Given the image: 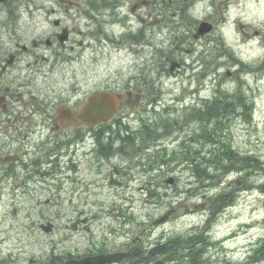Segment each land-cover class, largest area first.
<instances>
[{"label":"flooded vegetation","instance_id":"af4514ba","mask_svg":"<svg viewBox=\"0 0 264 264\" xmlns=\"http://www.w3.org/2000/svg\"><path fill=\"white\" fill-rule=\"evenodd\" d=\"M127 1L129 13L124 11L125 0H89L86 13H70L57 1L49 12L38 14L50 21L53 28L48 30L31 28L18 18L21 14L0 13V264H21L3 251L21 243L50 247L41 256L26 257L24 264H80L111 254L117 260L106 264H181L211 245L226 204L236 200L235 189L217 190L212 184L202 190L191 188L193 181L187 178L181 184L176 172L183 163L192 167L201 182L205 163L199 160L196 165L187 144L205 141V134L188 135L183 147L171 148L178 141L174 134L186 125L171 120L175 108L167 105L164 90L157 85L168 74L194 72L200 59L168 54L160 76L153 71L163 62L142 65V72L124 78L110 70L117 61L100 55L109 45L115 48L123 35L124 28L117 29L114 18L133 20L130 14L139 5L137 0ZM144 1L152 5L155 0ZM181 3L187 15L192 2ZM181 7L170 15L184 22ZM171 8H176L174 1ZM141 15L135 14L146 21ZM168 15L163 9L157 14L164 20ZM81 16L86 24L79 21ZM203 21L213 25L212 32L218 29L215 19L205 18L188 32L196 40L205 38L206 34L197 36ZM166 25L175 32L180 24ZM142 28L150 34L145 25L136 29ZM65 29L67 34L61 37ZM146 34L137 37L146 38ZM259 38L264 39V32ZM175 49L193 51L184 46L183 38ZM174 62L179 65L172 71ZM69 65L88 69H79L88 81L95 69L106 67L100 89L114 92L120 101L112 119L96 124L80 119L93 89L81 83L83 78L76 71L66 77L64 68ZM209 66L216 70L221 64ZM189 78L197 86L191 81L194 88L187 94H199L195 111L217 118L233 115V94L206 98L200 94L205 88L203 77ZM240 84L243 92L244 81ZM248 89L244 94L256 103L260 97L250 82ZM246 184L251 191L263 188L260 181ZM159 197L171 198L169 205L159 206ZM162 206L165 210L159 214ZM168 211L172 212L169 219L159 224ZM172 223L174 228H167ZM162 245L167 251L157 252Z\"/></svg>","mask_w":264,"mask_h":264},{"label":"rangeland","instance_id":"374dc122","mask_svg":"<svg viewBox=\"0 0 264 264\" xmlns=\"http://www.w3.org/2000/svg\"><path fill=\"white\" fill-rule=\"evenodd\" d=\"M39 1H43L46 4L45 7H50V3L54 0ZM171 1H174V7H176L171 9L172 11L166 7L170 0H155L152 5L148 1L145 4L144 0H137L136 4L139 7L134 12L130 10L133 20L122 17H115L113 20V23L117 24V29L124 28L122 32L126 35L123 34L115 48L109 45V48H104L100 55L112 57L114 61H117L115 68L124 78L142 72V65L153 66L155 62H163L158 69L153 71L155 75L160 76L159 71L164 67L165 56L168 54L172 56L183 55L188 57L186 60L200 59L194 72L187 69V71H181L178 76L176 73L168 74L169 78L163 79V84L157 85L163 88L164 100L167 105L176 106L171 111V120L178 121L181 126L186 125L182 130L176 132V135L174 134V138H178V141L171 145L173 150L183 147L182 141L186 136L198 134L202 132L203 128L201 121L186 118L193 108H198L200 103L195 100L199 94H187L189 88L197 86L189 76L203 77L201 81L205 82V88L200 91V94L209 98L216 97L219 91H226L228 94H233L234 99L237 94L235 93L236 90L241 89L240 83L244 81L242 88L244 92L249 90L250 82L251 85L253 84V93L260 97L256 103L249 96L242 94L240 95L241 102H236V108L233 110L237 112L228 116L225 122L220 120H216V122L218 129L224 133V138L227 141L230 140L236 150L242 154H253L261 162H264V39L253 37L249 40L247 38V33L252 35L257 29L264 32V0H189L192 2V7L187 14L190 18L186 17L184 22L179 19L176 20L170 15V12H180L179 7L182 6V0ZM21 2L24 3L21 9L27 12V3L31 1L22 0ZM36 2L38 3V1ZM75 2L77 3L75 5L80 7H75L71 10L72 12L80 9L86 10L85 4L81 6L83 0H75ZM162 9L164 14L169 13L167 20L157 16ZM106 10L104 9L105 12H112V10ZM128 10L129 2L125 0L124 11L129 12ZM150 12H153V16L150 15ZM136 13H141V17L145 18L146 21L136 17ZM205 18L215 19L218 22V29L205 35L203 40H196L188 32L192 33L196 24ZM155 19H157L156 22ZM79 21L86 24L82 16L79 17ZM171 21L173 24H180L178 27H174L176 28L175 32L169 31L166 25ZM129 22H131L130 25ZM143 25L150 29V34L143 28L140 29L143 30V33L139 34L140 30L136 28ZM144 34H146V38L137 37ZM147 36L151 38L149 46L145 43L146 40H149ZM180 38L184 39L186 48L193 49L192 52L173 50ZM230 52H233L237 58H233V67H230L232 63ZM101 59L98 60L99 66ZM208 63H220L221 66L215 70ZM240 65L244 68L235 73ZM97 70V73L91 74L89 81L86 78L81 81V83H88L89 87L92 85L93 91L100 89L99 83L102 75L105 74V67H100ZM229 70L233 71V80H230L232 74H229ZM162 75L165 77L164 73ZM258 77L260 78L259 81L256 79ZM214 78L216 79L214 80ZM191 81L194 83L192 84L194 87L190 86ZM258 86L261 89L260 93L254 91V88H258ZM247 109L253 110V115L249 119L240 112ZM215 138L219 139L218 136ZM196 145L202 154L209 152L213 146V144H207L206 141ZM209 169L213 174H217V177L203 175L201 182L200 178L193 174L192 167L181 163L176 169L181 184L187 178L193 181L191 188L197 187L202 190L207 186L206 184H212L214 187L219 184L217 190L226 188V191H229L240 187L237 193L238 197L236 196L234 202L235 206H233V210L229 209L228 212L223 213L218 230L212 238V243L202 258V264H250L254 260L251 257L253 252L264 243V186L262 189L244 192L242 179L247 170L222 175V171L219 169L214 167ZM254 173L255 175L247 177V180L260 181L264 184V170L256 169ZM166 199L163 198V200ZM162 209L160 208L158 211L160 212ZM6 247L4 252L9 251L8 246ZM39 248L40 246L36 244L32 247L26 245L25 250L28 249L29 251L24 256L38 253ZM260 264H264V256L261 257Z\"/></svg>","mask_w":264,"mask_h":264},{"label":"trees","instance_id":"16d2710c","mask_svg":"<svg viewBox=\"0 0 264 264\" xmlns=\"http://www.w3.org/2000/svg\"><path fill=\"white\" fill-rule=\"evenodd\" d=\"M89 1V0H88ZM101 1V0H99ZM170 5V4H169ZM166 5V7L170 8L171 11V5ZM182 15L184 18L188 17L185 13H187V7L183 6L181 7ZM184 12V13H183ZM224 50L227 52V50L224 48ZM237 94L235 95L236 101H240L239 98L240 95H242L240 89L236 90ZM236 101L233 100V108H236ZM248 112V111H247ZM246 114V111L244 112ZM251 116L247 115L246 118L249 119ZM221 117H218L220 119ZM189 119H197L201 120L203 123V127L205 129V139L207 144H213L212 148L209 150V152L205 153L203 157L200 156L201 150L196 148L194 152L198 155L195 159L196 165H198L199 160L203 163H205V169L206 175L209 177L216 178L217 174H213L210 172L209 168L214 167L215 169H219L222 171V174L229 170H236V171H243L247 170V172L254 173V169H261L263 167L262 162L254 155H242L238 151H236L234 148H232V145L227 142H221L222 138L219 140L220 145H216V138H215V132H212V129L210 128L209 124L211 122H215L214 120L217 119V117H213L210 113H207L205 111L198 110L195 112V114L190 113ZM222 133H220L221 136ZM211 142V143H209ZM191 146V145H189ZM191 155H193V151L190 150ZM200 158V159H199ZM196 170L199 172L200 169L196 168ZM260 253L253 254L251 257L254 259V262H257V260L261 259V257L264 256V248L259 250ZM200 262L198 260H193L189 263L185 264H199Z\"/></svg>","mask_w":264,"mask_h":264},{"label":"water","instance_id":"95a60500","mask_svg":"<svg viewBox=\"0 0 264 264\" xmlns=\"http://www.w3.org/2000/svg\"><path fill=\"white\" fill-rule=\"evenodd\" d=\"M213 29V25L207 21H203L199 27V32L197 36L199 35H205L209 32H211ZM178 66L177 62H174L172 65V70H174ZM116 97L110 93V92H96L90 99L81 113V117L84 119H90L89 121L91 123H94L96 121H101V120H106L110 118L115 111L117 110L116 108ZM167 248H163V250H166ZM101 259V258H100ZM99 259V260H100ZM103 259V264L105 261ZM102 260V259H101Z\"/></svg>","mask_w":264,"mask_h":264},{"label":"bare ground","instance_id":"6f19581e","mask_svg":"<svg viewBox=\"0 0 264 264\" xmlns=\"http://www.w3.org/2000/svg\"><path fill=\"white\" fill-rule=\"evenodd\" d=\"M202 23V22H201ZM201 25V24H200ZM258 31H260L259 29H257V30H255V32H254V34H252L250 37H248L247 36V38H249V40H251L253 37H259V35L261 34V32H263V31H260V33L258 34ZM227 49H228V47H227ZM229 50V49H228ZM231 53V55H232V61H233V58L234 59H237L234 55H233V52H230ZM237 63H239V62H237ZM230 67H232V64H230ZM242 68H244L243 66H239V69L238 70H236L235 72H239ZM229 72V74H232L233 73V71L232 70H229L228 71ZM232 76H233V74H232ZM244 178L242 179V181H244V183H243V186H242V188L244 189V192H247V191H251L252 189H248L247 188V184H246V181H247V177H249V172H247V173H245L244 174ZM218 186H211V188H217ZM238 189H240V187H237L235 190H236V192L238 193ZM256 190H257V188H255ZM216 192H218V191H216ZM238 197V196H237ZM236 197V198H237ZM233 206H235V204L234 203H227L226 204V207H225V209H224V212H228V210L229 209H232L233 210ZM262 248H264V243L260 246V247H258L254 252H253V254H257V253H260L259 252V250H261Z\"/></svg>","mask_w":264,"mask_h":264}]
</instances>
